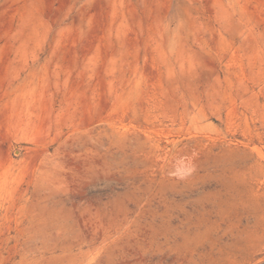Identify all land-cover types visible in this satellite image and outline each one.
I'll use <instances>...</instances> for the list:
<instances>
[{
	"label": "rangeland",
	"instance_id": "1",
	"mask_svg": "<svg viewBox=\"0 0 264 264\" xmlns=\"http://www.w3.org/2000/svg\"><path fill=\"white\" fill-rule=\"evenodd\" d=\"M0 264H264V0H0Z\"/></svg>",
	"mask_w": 264,
	"mask_h": 264
}]
</instances>
